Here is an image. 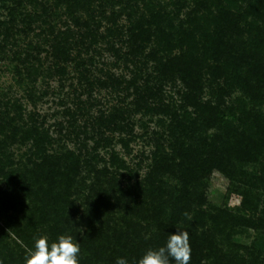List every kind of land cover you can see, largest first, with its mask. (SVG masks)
Returning <instances> with one entry per match:
<instances>
[{
    "label": "trees",
    "instance_id": "obj_1",
    "mask_svg": "<svg viewBox=\"0 0 264 264\" xmlns=\"http://www.w3.org/2000/svg\"><path fill=\"white\" fill-rule=\"evenodd\" d=\"M10 3L0 61L29 100L42 53L49 74L76 84L53 130L0 100V261L25 264L36 238L71 235L80 264H133L182 230L190 264H264V0ZM100 90L122 97L102 107ZM138 115L159 128L143 174L114 149L128 150ZM214 174L239 207L210 208ZM249 231V245L234 240Z\"/></svg>",
    "mask_w": 264,
    "mask_h": 264
},
{
    "label": "rangeland",
    "instance_id": "obj_2",
    "mask_svg": "<svg viewBox=\"0 0 264 264\" xmlns=\"http://www.w3.org/2000/svg\"><path fill=\"white\" fill-rule=\"evenodd\" d=\"M11 0H6V3H1L0 1V23H4L7 20V9L3 6H12L10 3ZM40 1V0H39ZM48 3L54 0H45ZM166 1V0H163ZM28 11H33V6L27 7ZM38 11L39 8H38ZM62 12H58L61 16ZM62 20H66L64 17H60ZM57 21L56 23L60 25ZM3 29L2 26H0ZM46 29V28H45ZM42 43V41H35L33 44ZM41 60V69L42 72L37 76V82L34 85L33 93H31L32 101L29 100V90L27 86L21 87L18 85L17 77L12 70V63L9 61H0V100L14 99L20 100L24 113L34 112L40 115V117L46 118V126L50 127L53 130V126L61 121L60 117H56V114L62 111V107L59 106L58 96L64 95L71 92L69 84L71 83L75 86L76 81L72 80V75H69L65 79H61L58 75L54 73H48V60L45 58V54L42 53ZM104 58L110 59L109 54L104 52ZM104 59V60H105ZM50 72V71H49ZM116 74H125V71H121V68L113 70ZM123 74V75H124ZM125 77L129 78L127 74ZM65 81L63 84L64 90H60L62 81ZM72 80V81H71ZM27 91V92H26ZM94 98L97 101L101 102L102 107H109L115 105L118 101V98H121L122 95H117L114 92H109L107 90H100L93 93ZM174 99L177 97L174 93L170 94ZM232 98H240V95L237 92H234ZM137 126L135 129L136 137L129 143L128 150L125 149L120 144H115V151L119 156L132 168L136 169L137 165L142 167L143 174L146 170V166L149 164L147 160L150 156L151 151H153L152 146H150L149 138L152 131H159L157 126V118H146L138 115L135 118ZM15 156H20L24 153V149L16 147L13 149ZM251 170V168H249ZM228 181L219 174H214L211 180L207 183V200L210 208H236L240 206L241 198L235 194H229L227 192ZM255 234L252 231H249L246 234L235 236L234 240L239 243V245H249L251 241L255 238Z\"/></svg>",
    "mask_w": 264,
    "mask_h": 264
},
{
    "label": "clouds",
    "instance_id": "obj_3",
    "mask_svg": "<svg viewBox=\"0 0 264 264\" xmlns=\"http://www.w3.org/2000/svg\"><path fill=\"white\" fill-rule=\"evenodd\" d=\"M188 217V213H185ZM191 245L189 234L179 230L168 235L166 244L159 249H149L133 264H190ZM81 244L71 235H60L49 243L47 236L35 239L34 247L25 256V264H80ZM3 264V261H0ZM115 264H129L126 257H118Z\"/></svg>",
    "mask_w": 264,
    "mask_h": 264
}]
</instances>
